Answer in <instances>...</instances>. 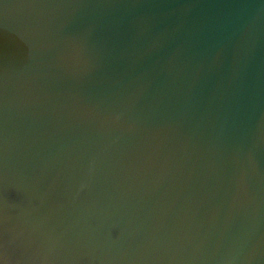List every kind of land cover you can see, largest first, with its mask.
Wrapping results in <instances>:
<instances>
[{
  "label": "water",
  "instance_id": "1",
  "mask_svg": "<svg viewBox=\"0 0 264 264\" xmlns=\"http://www.w3.org/2000/svg\"><path fill=\"white\" fill-rule=\"evenodd\" d=\"M0 264H264V0H0Z\"/></svg>",
  "mask_w": 264,
  "mask_h": 264
}]
</instances>
